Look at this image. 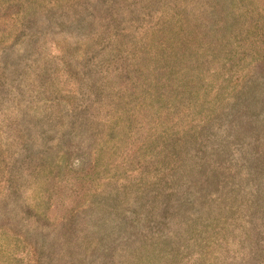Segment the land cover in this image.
<instances>
[{
  "label": "rangeland",
  "instance_id": "374dc122",
  "mask_svg": "<svg viewBox=\"0 0 264 264\" xmlns=\"http://www.w3.org/2000/svg\"><path fill=\"white\" fill-rule=\"evenodd\" d=\"M0 264H264V0H0Z\"/></svg>",
  "mask_w": 264,
  "mask_h": 264
}]
</instances>
